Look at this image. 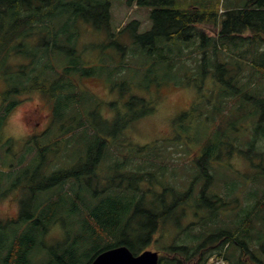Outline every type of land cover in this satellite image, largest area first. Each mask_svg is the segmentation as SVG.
Listing matches in <instances>:
<instances>
[{
	"label": "trees",
	"instance_id": "1",
	"mask_svg": "<svg viewBox=\"0 0 264 264\" xmlns=\"http://www.w3.org/2000/svg\"><path fill=\"white\" fill-rule=\"evenodd\" d=\"M112 1L0 0V80L4 84L0 88V129L23 98L36 94L52 114L48 129L26 141L22 159L32 155L29 165L15 177L0 174L4 180L0 187L13 176L16 180L11 187H19L17 192L25 198L27 194L35 198L34 211L21 216L27 227L22 224L20 237H16L20 229L13 227L19 223L0 226V230H14L10 236L0 232V261L30 264L39 236L67 206L75 229L82 231L79 236L73 234L74 242L63 249L57 244L52 251L55 264H84V257H89L86 264H91L100 253L119 246L137 256L158 244L168 226H176L180 232L173 235L170 246H157L170 256H162L161 264H191L197 256L202 264H208L216 255L232 264H264V228L260 226L264 223V190L251 189L243 205L230 198L229 192L220 195L213 190L215 167L238 157L235 154L247 159L256 176L264 178V0L233 4L222 15L218 5L180 9L177 0H128L129 6L150 10L153 26L149 31L140 34L137 20L120 31L132 35L142 54L172 65L175 62V68L177 59L164 55L167 47L191 43L199 36L200 47H205L201 49V74L222 82L219 102L210 108L213 119L207 121L215 122L217 130L211 135H218L217 140L210 135L204 146L197 143V148L190 149L189 144L195 142L189 134L193 127L185 125L186 119L176 124L188 133L169 142L189 160L179 167L183 168L181 178L175 171L179 165L171 168L166 155L158 151L151 157L147 154L159 141L134 149L128 146L133 140L125 133L154 114L158 100L157 92L150 88L144 87L150 96L131 95L128 82L119 85L116 81L128 68L136 45L129 50L116 41L107 44L105 48H116L115 59L105 62L103 58L102 69L90 65L80 53L83 23L113 38ZM206 24L220 27L216 37L198 32V27ZM208 45L215 50L213 66H209L213 61L206 51ZM223 49L235 54L234 60L219 59ZM126 51L128 58L123 62ZM111 63L119 64L112 68ZM247 64L251 66L248 81L243 77ZM198 70L191 72L197 76ZM106 76L113 83L110 91L121 87L122 97H127L123 110L119 101L106 105L107 100H100L85 86L87 81H104ZM254 76L258 82L253 81ZM105 106L112 108L114 116L103 115ZM96 116L102 121L95 123ZM247 118L252 121L247 140L239 136L231 139L229 134L238 132ZM76 144L82 147L71 155L69 150ZM49 203L56 212L47 214ZM203 209L207 219H197ZM222 209L237 212V221L228 226L218 223ZM188 219L186 227L182 220ZM185 234H190L186 241L182 239Z\"/></svg>",
	"mask_w": 264,
	"mask_h": 264
},
{
	"label": "rangeland",
	"instance_id": "2",
	"mask_svg": "<svg viewBox=\"0 0 264 264\" xmlns=\"http://www.w3.org/2000/svg\"><path fill=\"white\" fill-rule=\"evenodd\" d=\"M246 1L247 0H177V8L186 9L196 6L211 7L218 5L219 14L222 15L227 7L230 8L233 4H239L242 6L246 3ZM134 20L139 21L141 24V28L139 29L140 34L146 33L153 26V22L150 18V10L148 8L139 7L137 4L129 6L128 0H113L111 21L112 33L114 34L113 38L108 37L107 32L103 30H95L92 26L85 25V23H83L84 26H82V28L84 30H82L83 33L80 37L81 46L79 45L82 58L85 57L84 60H87L90 65H95L98 69H102L104 67L102 62L103 58L106 59L105 62H113L115 59L116 48H105V46H107L110 42L116 41L121 48L123 47L131 50L133 46L136 45L132 35L128 32L120 33V31L127 23H131ZM219 28L220 27L210 26L209 24L200 25L198 27V32H202L208 37H216ZM1 31L2 29L0 28V32ZM201 43V38L196 36L191 43H178L177 47L169 45L167 47V51L164 52V55L166 54L167 57H171L172 55L174 56L172 58L177 59L178 64L175 65V68L173 67L175 62L172 65L171 63L160 61L157 56L152 57L151 54L144 55L140 52L141 47L136 45V47L132 50L134 54L133 52L132 55L129 53L131 58L127 61L128 68L123 72V74H119L116 78L119 85L124 81L130 84L131 95L141 97L150 96L149 94H146L148 92L144 90V87L150 88L153 93L157 92L156 97L158 100L154 114L136 122L133 126H131L127 133H125V135L133 140V142L128 145L133 149L135 147L147 146L148 144L151 146L154 142L159 141L157 142L158 144H154L147 149V154H150L151 157V154L156 155L158 151V153H162V156L166 155V161H168L171 168H173L176 164L179 165L178 168L175 169L179 178H181L180 175H182L180 171L183 170V168L179 167L187 164L189 160H186L187 158L183 157L178 150H175L177 148L173 147V142H169L179 135L188 136V133L185 134L183 129L179 126L177 127L176 124L180 121H185L186 119L185 125L190 126V128L193 127V130L190 129L191 132L189 134L195 142L189 144L190 149L197 148V143H199L200 147L204 146L207 138L213 131L217 130L215 122L211 121L210 123H207V121L213 119L214 113L210 111V108L211 104L215 105L219 102L217 94L222 82L220 80L218 81V79L213 75L202 76L203 74H201L199 64L203 58V50L201 49H204L205 47H200ZM233 47L234 46H231V49L235 50ZM207 50H209L208 55L211 57V61H213L209 66H213L216 63L213 55L215 50L209 45L206 47V51ZM120 51L123 50H117V53H120ZM223 51L224 52H221L222 54L219 53V59L225 61L234 60V55H230L228 49H223ZM126 52L127 53L122 59L123 62H125L128 58V51ZM118 64L111 63L110 66L114 68ZM192 70H198V72H196L198 75L196 76L193 74L191 72ZM250 75L251 66L247 64L243 67V77L246 81H248V77ZM253 81L258 82L257 77L254 76ZM112 85L113 83L110 82L107 76L104 81L103 79H100L95 81L93 80V82L87 81L85 83L86 88L100 98V100H107L104 104L107 103L106 105H108L109 103L119 101V108L120 110H123V103L126 102L127 97H122L121 87L117 86V88L110 91L108 87H112ZM2 86H4V84L0 80V88ZM154 96L155 95H152L153 99ZM43 101L44 100L41 96H38L37 94L32 98H23L20 104H18L5 119L0 129V174H11L13 176L14 174L17 175L23 168L17 165L19 156L13 160V155L9 154L11 153L10 151L12 150V153L15 154L23 150L21 152L22 154L25 151L24 144H26L28 135L37 127L39 128L38 131L42 133L47 129V126L49 127L51 109L49 106L44 107ZM227 110L228 107L226 106L224 111ZM102 112L103 115L108 118L114 116L111 107L105 106ZM243 120L245 121H243L242 124L240 123L239 131L229 134L231 139H235L239 136V138L244 142L247 140L249 131L252 130V121L248 118ZM94 121L95 123H99L102 120L100 119V116H96L94 117ZM176 130H178L177 134L175 133ZM214 135L215 140H217L218 135L215 133L211 135L210 138H213ZM77 142L78 141L75 143ZM81 147L82 145L78 144L71 147L69 150L70 154H77L78 151L76 150H80ZM163 148L166 149V152L161 150ZM168 151L169 153H167ZM113 155L116 156L118 154L116 153ZM31 157L32 155L26 157V163L29 162ZM232 157H234V155ZM235 157L236 158L231 161H223V164H217L215 167V171L217 172L216 181L213 190L215 194L220 195L225 192H229L230 198H237V200L241 201L243 205L245 203V198L249 197L251 189H258L260 193L264 190V178L256 176L257 174L255 170L247 159H241L239 154H235ZM9 164H12V166L9 167ZM0 182H4L3 177L1 176ZM5 185L6 187L4 186L2 190H9V187L12 186V182L10 184L7 182ZM231 191L233 193H231ZM43 198H45V196H43L42 199ZM238 203L239 202H236V204ZM6 205L7 203H0L1 227L3 225L7 226L6 224L8 223H4L9 221L10 209H8ZM48 207L49 209L46 211L47 214L57 211L55 210V207L50 206V203ZM236 213L237 212H233L231 210L222 209L219 214L220 216L216 221L220 224L224 222L225 225L228 226L229 222L235 223L237 221ZM57 216L58 217H55L54 219L55 223H50L51 225H48V231L43 234V236H39V244L30 257V264H55L52 262V251L56 250L57 244H59V248L63 249L70 242H74L75 237H73V234L75 236L78 230L74 227V222L70 213L67 211V206L64 210H61ZM207 216L208 213L206 212V209H203L199 212V216L196 218L207 219ZM208 219L210 220V217ZM182 221H184V225L187 227L189 219ZM26 224L27 223L24 225L25 228L27 227ZM185 226L184 228H186ZM260 226L264 228V223ZM13 227L19 229L18 226L13 225ZM70 227H72V229H68ZM1 231H5L4 235L7 236H10V234H13L14 232L11 228H4L1 229L0 232ZM81 231L82 230L78 232V236L81 234ZM19 232L20 233H17L16 237H20L19 234H21L23 230L21 229ZM178 232H180L178 227L168 226L163 238L159 240L158 244L154 243V246H152L149 250L160 252L165 258H169L170 256L168 255V252H161L163 249H159L157 246H170L174 239L173 235ZM15 234L16 231L14 235ZM190 234H185L182 239L186 241ZM88 259L89 257L83 258L82 261L84 264H86ZM193 260V264H202V260H199L198 256ZM0 264H2V260L0 261ZM208 264L232 263L231 261L222 259L216 255L210 258Z\"/></svg>",
	"mask_w": 264,
	"mask_h": 264
},
{
	"label": "flooded vegetation",
	"instance_id": "3",
	"mask_svg": "<svg viewBox=\"0 0 264 264\" xmlns=\"http://www.w3.org/2000/svg\"><path fill=\"white\" fill-rule=\"evenodd\" d=\"M50 116L52 117V114ZM51 117H50V124H51ZM50 124H49V126H50ZM47 129H48V126H47ZM38 130H39L38 127L35 128L34 131L28 135V139L31 138L36 132L38 134L42 133V132H40ZM46 130H44L43 132H45ZM28 139H27V141H28ZM24 146H26V144H24ZM22 151L23 150L13 154L12 150H11L10 151L11 153H9V154L13 155V160H14V158H17V156H19V159L17 161V165L19 167L26 168L29 165L30 160H29L28 163H26V159H22V158L25 157L24 156L25 151L21 154ZM11 166H12V164H9V167H11ZM15 180L16 179H13V176H12L11 180H9V183H11V182L13 183ZM6 183H4V184H6ZM4 186L6 187V185H4ZM2 188H3V186L0 187L1 190H2ZM18 188L19 187H17V186L16 187L13 186V187H9V190H6V191L5 190H2V191L0 190V203H3V202L7 203L6 206L8 207V209H10L9 221L5 222L4 224H6V223H14V224L15 223H19V229L20 228L22 229V224H24L25 222L23 220H21L22 219L21 216L26 214L29 211L30 212L34 211L35 198L34 197H29V196L27 197V195H28L27 194L26 195L27 199H26L22 192H20V193L17 192ZM3 227H5V225H3ZM161 257H162V255L160 254V264H161Z\"/></svg>",
	"mask_w": 264,
	"mask_h": 264
},
{
	"label": "water",
	"instance_id": "4",
	"mask_svg": "<svg viewBox=\"0 0 264 264\" xmlns=\"http://www.w3.org/2000/svg\"><path fill=\"white\" fill-rule=\"evenodd\" d=\"M91 264H160V262L158 252L147 250L135 256L126 246H119L100 253Z\"/></svg>",
	"mask_w": 264,
	"mask_h": 264
},
{
	"label": "bare ground",
	"instance_id": "5",
	"mask_svg": "<svg viewBox=\"0 0 264 264\" xmlns=\"http://www.w3.org/2000/svg\"><path fill=\"white\" fill-rule=\"evenodd\" d=\"M64 4V3H63ZM24 28V27H23ZM9 33V32H8ZM259 53V52H258ZM235 55V54H234ZM170 58V57H169ZM260 58V57H259ZM242 59V58H241ZM248 225V224H247ZM190 256V255H189ZM58 257V256H57ZM192 259V258H191ZM58 260V259H57Z\"/></svg>",
	"mask_w": 264,
	"mask_h": 264
}]
</instances>
